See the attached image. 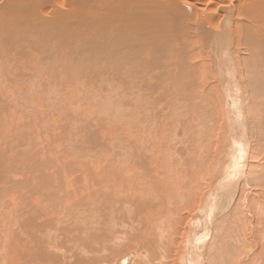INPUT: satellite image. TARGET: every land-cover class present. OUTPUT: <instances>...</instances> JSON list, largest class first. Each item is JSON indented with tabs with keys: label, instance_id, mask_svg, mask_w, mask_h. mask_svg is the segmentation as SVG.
Returning a JSON list of instances; mask_svg holds the SVG:
<instances>
[{
	"label": "bare ground",
	"instance_id": "obj_1",
	"mask_svg": "<svg viewBox=\"0 0 264 264\" xmlns=\"http://www.w3.org/2000/svg\"><path fill=\"white\" fill-rule=\"evenodd\" d=\"M46 38L48 40H46ZM62 50L66 52V55H64L63 58L61 57L60 54L63 52ZM55 51H59L60 54L59 58L55 57L57 54ZM49 56L51 57L50 59L48 58ZM34 57L36 59H39V61L36 60L38 64L40 62V59L41 60L48 59L50 61H46V62H49L50 64L53 63L60 65L72 64L73 70L76 64H80V65L121 64V66L123 64H126L123 65L124 72H122L125 75L123 78H126L124 84L128 82L129 86L134 88V86H132L131 83V80H133L135 82L133 83L136 84V88L139 91L138 95L142 96V98H139L141 99L142 103L140 104L142 105L137 104V106L138 105L139 106L136 108L137 120L140 121L141 125L143 122L146 123L147 131L150 132L153 131L155 133L159 132V134H161V131L159 130L157 131V129L162 128L163 120L156 117L157 116L162 117L163 115L162 110L164 109L168 110V112L166 113L169 114L168 118L170 119V121L168 122L170 123L171 126L168 130L171 132L169 134L171 136V134H174V132L180 131L179 128L181 127L179 125L181 124H179V118L188 117L190 119L189 121H193L191 122L193 125V130L188 131L189 136H187L186 131L183 129L185 132L184 139L186 140V142L188 141L189 144H194V149L191 151V155L188 156L189 158H187V160L184 161L177 160L178 164L174 166L171 164L172 165L171 166L170 163L168 164L165 163L164 159H162L163 161L156 160V158L153 155H156L157 152L156 151L152 152L153 145H150L148 146L150 149L146 148L144 150H140L141 152L139 151L140 154L137 156L138 159L132 158L131 160L132 163L130 162L131 164L128 165V169H129L128 172L130 174L126 176L128 182L124 184L121 181L114 182L111 181L110 179L105 178L107 179L105 180L107 182L106 185L105 182L103 184V181L98 182L99 179L96 180L97 178L96 175L94 173H91L92 176H95L94 178H92V180L96 182L94 185L96 186L98 185L97 187L103 190V191L101 190L103 193H100V191L96 189V192H99L98 194L100 196L99 198L105 197L106 195V200L104 201L107 208L104 210L105 211L107 210V212L97 215L99 216V218L94 214L93 211L94 209H92L93 211L92 214L95 216L93 218H89L92 216L88 209L86 210L87 213H85L86 216L83 215V213L81 215L79 213L80 209L77 208L79 206L75 207L76 210L73 209V206L70 207V211H68V209L66 210L65 207V203L67 202L66 200H69L71 196H69L61 186L60 176L59 177L57 176L59 180L54 179L53 181H51L48 177L46 178L42 176L41 177L37 176L39 180L35 182V178H34V181L31 182L33 184V188H35L33 190L37 191L39 197L38 212L40 215H38V213L35 211L37 213V216L50 218V216L47 217V214L48 215L51 214L52 204L56 205L57 203H59V205L61 206L60 208H62L64 214L61 216L59 215L61 211H59V213L57 212L58 215L53 222L42 221L38 223L36 218L35 220L36 222H33L34 224L31 223L32 226L29 223L31 221L32 216H30L29 218L27 217V219H25V222H23L22 224H18V222L12 220L16 215L14 217L11 216L13 218H11L10 221L8 220L7 223L8 226H10L9 229L10 230L14 229L15 231H13L12 233L11 244L13 246L10 247L11 248L10 252H13L17 258H20L22 256L27 258L26 260L21 262L20 259H17L15 256H13L12 257L14 258L13 260L17 261L16 264H44L46 263L47 260H51L48 259V256L49 258H53L50 257L51 255L50 250L52 248L62 249V246L64 247V249L66 248L65 251L61 252V254L64 255L62 259L66 262L65 258L68 257H66L65 254L69 253V251L72 250L70 247L67 246V244H71L73 241H74L73 245L83 242L82 243L83 247L81 245L80 246L84 248V252L88 253L91 248L88 246L87 241L89 242L90 240V242L91 241L94 242L95 238L97 239V236L95 235H93V237H90L93 234V232L94 231L96 232V230L98 229L100 231V226H101V230L104 229L103 231H105L106 229L103 226L107 225L109 227L111 223L113 225L117 220L118 222L122 223L123 227H125V225L127 226V230L129 231L128 232L125 230L127 235H129L130 231L135 230L136 227L138 228L140 227V229H142V231L144 232L142 239H144V237L146 236H151L153 240V237L156 236L157 239L160 240L159 243L160 245L168 244V242H170V239L168 241L166 237L168 236L167 234H169V231L172 229L171 227L174 226L176 219L180 220L181 222L182 220H184L183 215L186 210L189 211L190 208L192 207L194 208L195 206H197L196 204H198L199 206L200 202L198 201L199 199L197 200V196L201 190L200 180L205 178V174L207 171H210L208 169L207 164L210 161V159H212L213 157L214 158L218 157V154L222 151L221 148H223V156L222 158H220L219 164L220 167L222 166L221 167V171L223 175L222 180H217V182L213 186L212 192L209 193V195L205 194L206 198L204 197L205 195L202 197L204 198V203L202 202V204H200L202 205V208L199 211V215L197 216V219H194L195 221L192 222L193 226L197 227L205 223L207 227H211L210 223L214 221L213 217H215V211L217 212L220 211V213H222L223 211L227 210L226 208L227 206H225V204L227 205L228 202L231 201L230 199L231 195L237 189L239 182L241 183L242 180L245 186L246 185L250 186L252 179L250 180L248 177L251 176L250 175L248 176V174H246L245 176V172H244V168H246V166L244 165V154L247 144L245 142V134L243 128L244 125L246 126L247 123L245 124L246 121L244 120L242 113L243 110L242 98L244 95L245 103H246V111H248V113L251 114L250 116L253 120V123H256L255 126L257 128L260 127L261 129L260 125L262 124V127H264V0H0V61L1 60L5 61V59L11 58L12 61L16 59L17 62H19L20 60H24L22 64H27V63L37 64L36 61L35 62L33 61ZM191 62H196V63L193 64ZM3 64L1 63V66ZM234 64H237L240 67L239 69H241L240 78L242 79L243 83L238 79L236 75V69L234 68L235 66ZM2 67L1 69L4 68ZM76 68H78V66H76ZM87 70L88 72H86ZM87 70L85 68L83 69L82 66V70H78V72L80 71L79 73L81 74L79 76L85 77L84 75H87L88 73L91 72V69L90 72H89V68ZM61 71L63 70H61L60 67V72ZM67 71L70 70L67 68ZM77 73L75 75H77ZM17 76L20 77L18 74ZM104 76L106 75L104 74ZM23 78L25 79V75L23 76ZM106 78L108 79V77ZM12 80H14V77ZM103 80L101 81L102 85L99 87L97 86V89L95 90L96 94L99 92V89H100L99 93H101V90L104 88ZM16 81L17 79L15 80V82ZM210 81L212 82L209 83ZM21 82L23 83L22 75H21L20 83ZM207 82L209 84H206ZM242 84H244V86ZM115 85H113V88H115ZM117 85L121 87L120 83H118ZM30 86L31 85H29V87ZM80 86L82 87V85ZM1 87L2 89L0 88V90H3L4 89L3 85ZM87 90L89 91V89ZM116 92H120V91L118 90ZM109 93L107 94V99L110 100L111 94ZM56 95L54 96L56 97ZM92 96H93V92H92ZM101 96L102 94L99 97L101 98ZM217 98L220 100L218 101V105L220 102L222 108L223 106L225 107L226 119L227 121H229L230 130L228 135H226L227 137H225V141H224L225 145L218 143L217 145L212 146L211 145V143L213 142L212 133L216 132L215 128L217 127L216 124L218 122L217 117L212 114H207L205 112L199 115L197 110L203 107L205 103L212 102L211 107H213V102L217 103L215 101V99ZM109 100H103V101L109 103ZM125 100H127V98ZM128 100L130 102V99ZM103 106H106V104ZM108 106H111V104H108ZM75 107L74 110L77 111V108ZM122 109L123 111L128 110L124 108ZM107 111L108 112L105 111V114L108 115L109 119L111 117H114L115 112H113V110L108 109ZM194 111L196 112L194 113ZM99 114L100 113H98V115ZM119 114L120 113L118 114L116 113V117H118ZM98 115L97 118H99ZM121 116L118 118L120 119ZM232 117L235 118L236 121L238 120L240 121V126L239 125L236 126L235 124H233ZM101 119L102 118L96 120L101 121ZM109 119L107 122H110ZM91 120L92 119H90V121ZM258 120L261 122L260 125H258ZM107 122L104 121V123ZM152 123H155V126H152ZM158 123H161L160 128H157L159 127ZM201 124L202 126H200ZM97 125L99 126L100 124ZM97 125L94 129H97ZM94 129L92 130L95 131ZM89 130L88 132L90 134L91 131ZM211 130L212 133L211 135L208 136L207 133L211 132ZM256 130H257L256 128L255 129L253 128V131H255L256 133L255 134L256 137L253 136L252 141L256 142V145H258L257 149H259L261 147V143L259 139L263 141L264 136L259 137L258 132H256ZM113 132H116V130H113ZM95 134H97V131ZM206 135L209 137L208 140L204 139ZM236 135L237 137L235 138ZM91 136L90 137L92 139L95 138L94 135ZM142 137L143 136H140L138 138H142ZM98 138L99 137H97V139ZM179 142H180L179 139H175L173 143H179ZM263 144L264 142L262 143V147H264ZM253 145L255 146V143H253ZM176 146L178 145H175V151L177 152L178 156L185 155L184 149ZM124 151H125V154L123 153L124 156L128 157L131 151L130 152L129 150L128 151L124 150ZM257 151L255 152L259 154V151L258 152ZM209 153L211 155H209ZM258 156H260V154ZM2 157L4 158V156ZM186 157L187 156H185V158ZM126 162H128V160ZM211 162H213V160H211ZM216 164L219 165L218 163ZM68 166L70 167V164ZM123 167H124L123 170H125L126 164L125 166H121L120 168ZM260 167L263 168V166L261 165ZM76 168L77 170H80L82 172V175L86 173L85 171H87L86 174H88V170L91 171L88 166H82V167L76 166ZM95 168L94 171L96 170ZM107 168L108 165L104 166L102 171L106 173ZM256 168L255 166L254 168L250 167L251 170L252 169L256 170ZM256 171L258 172V170ZM122 172L120 171V173ZM124 172H126V170ZM39 174L41 175V173ZM254 174L255 171L254 173H251L252 176ZM102 175L99 176L102 177ZM254 177L255 179L263 178L264 180V168L263 171L262 169L261 171H259V175L256 176L255 174ZM118 178L117 180H120ZM263 180H261V182ZM136 183L137 184L140 183V184L137 185ZM213 183L214 182H212V184ZM258 183L256 185H258ZM104 187L105 188L107 187L108 190L105 191L103 189ZM6 189L7 188L5 187L4 190L0 191L1 194H4ZM46 189L50 190L49 194L47 191H45ZM79 189H81V187ZM116 190L119 193L121 192L122 194L121 193L119 194L118 192H116ZM6 192L8 193V191ZM262 192L263 191H261L260 193ZM35 193L34 194L31 193L33 194L32 196H36ZM64 195H68L69 197ZM91 197L93 198V195ZM26 198L25 200H28V198L27 199ZM34 198L32 200H34ZM202 198H200V200ZM21 199H23V197ZM85 199H87V197ZM83 201L86 202V200ZM112 204L116 206V209L110 208ZM22 205L20 209L23 208ZM86 205L84 206L87 207ZM74 206H76V204ZM96 207L97 206H95V208ZM55 210L58 211L57 208ZM96 210H98V207ZM111 213L114 214L112 215ZM71 214L73 218L70 216ZM233 215L231 217H233ZM83 216H85V218ZM95 218L98 219V222L100 220L101 221L99 223L96 221L97 222L96 223ZM82 219H84V221L86 222H83ZM228 219L231 220L232 218L229 217ZM62 224L63 225L66 224L65 225L66 227H63ZM170 224L171 226L167 232L165 228L167 229ZM98 225L100 226L98 227ZM108 227L107 230L110 229ZM145 228L147 230H144ZM203 228L205 229V227ZM68 229L70 230L66 232V230ZM172 230L175 231L177 229L176 228L174 229L173 227ZM1 233L2 230H0V235ZM98 235L100 237V234ZM103 235L107 236V234L105 233ZM67 237H69L71 241ZM203 237L204 236H202V234L199 233V235L196 236V238L194 237V239H190L191 242L189 241V244L191 245V248L189 250L184 248V250L185 249L187 250L185 253L187 259L185 260L187 261L186 263L202 264L203 261L200 263L199 261L201 260V251L204 248L202 241L205 237L204 238ZM6 241L7 240H5V242ZM147 242L148 244L150 243L149 239H147ZM73 245L70 246L73 247ZM95 246L96 245H94L93 248ZM158 246L159 245L156 246L155 249L156 251L157 248L160 250ZM5 247H6V243L1 247V249H3L2 250L3 253L0 251V264H4L3 263L5 259L4 252L6 251ZM166 247L167 246L163 248L167 250L168 248ZM235 247L236 246H234V249ZM165 249L163 252H165ZM77 250H79V248ZM161 250L163 249L161 248ZM161 250L160 252H158L160 255L163 253V252L161 253ZM19 252H21L20 257H18ZM231 253L232 251L230 252V254ZM55 255L56 254L54 253V256ZM74 255L76 256V253ZM156 255H157L156 253L154 254V256L153 254L151 255L152 260L149 259L150 260L149 264L167 263L166 258L168 256L164 258L165 254H162L161 256L155 258ZM166 255H168V250L166 251ZM176 255L178 256V254ZM44 256L47 257V259L46 258L44 259ZM77 256L76 259L81 255H79L78 257ZM86 256L87 254L83 255V257L78 258V260H80V262H83V260L85 259L87 260V258L90 257V256L88 257ZM134 257L135 256L133 254L128 264H131ZM74 258L72 257L71 260H73ZM178 258L179 256L177 257V259ZM62 259L58 260L57 258V261L60 260L63 261ZM145 259H147V257ZM181 259H185V258H183L182 256ZM260 259L262 258L260 257ZM214 261L217 263L216 259ZM212 263L213 262L211 261V264ZM225 263L227 262L225 261L224 264Z\"/></svg>",
	"mask_w": 264,
	"mask_h": 264
},
{
	"label": "rangeland",
	"instance_id": "obj_2",
	"mask_svg": "<svg viewBox=\"0 0 264 264\" xmlns=\"http://www.w3.org/2000/svg\"><path fill=\"white\" fill-rule=\"evenodd\" d=\"M46 40H48V39L46 38ZM62 51H63L62 53L65 52L64 50H62ZM55 52L57 53L55 56L57 58H59L60 54H61L62 58L64 57V55H66V52L64 54H62V53L59 54V51H55ZM36 54H38V53H36ZM50 55H52V54H50ZM48 58L50 59L51 57L49 56ZM36 60L39 61V59H36L34 57L33 61L35 62ZM46 61H50V60H48V59H46V60L42 59L41 60L40 59L39 64L37 62V64L31 63L32 65L28 64V63L22 64L24 62V60H20L19 62H17V60L15 59L12 61L11 58L10 59L7 58V59H5V61H2V60L0 61V82H1L0 88L2 89V87H1L2 85L4 88L3 89L4 91L0 90V99H1V101H0V105H1L0 106V156H1L0 157V165H1L0 166V191L4 190L5 187L7 188L6 191H8V193L5 191L4 194H1V192H0V201H1L0 202V230H2V233L0 235V246L2 247V245H4L6 243V247H5L6 251L4 250L5 251L4 252L5 253L4 254L5 259L3 261L4 264H16V262H17L16 260H13L14 258H12L13 256H15L14 253L10 252L11 251L10 247L13 246L11 244L12 243V233L15 230L9 229L10 226H8V223H7L8 220L10 221V219L16 215L12 220L18 222V224H22L23 222H25V219H27V217L29 218L30 216H32L31 221L29 222L30 224L31 223L34 224L33 222H36L35 221L36 218H37L38 223L42 222V221L53 222L54 219L57 217L59 211H61V213L59 215L62 216L64 214V212L62 211V208H60L61 206L59 205V203H57L56 205L52 204V212H51V214L49 213L50 215L47 214V217L50 216V218H44V217H38L37 216V213H38V215H40L38 212L39 197H38L37 191L33 190L35 188H33V184L31 183L32 181H34V178H35V182H37V180H39L38 177H41V176L46 177V178L48 177L51 181H53L54 179L59 180L57 178V176L58 177L60 176L61 186L63 187L64 191L69 196H71L70 199L68 198L69 200H66L67 201L65 203L66 210L68 209V211H70L71 206H73V209L76 210L75 207L79 206L77 208L80 209L79 213L81 215L83 213V215L86 216L85 213H87L86 210L88 209L91 213V216H92L89 218H93V217H95L92 214L93 211H94V214L97 216L99 214L106 213L107 210L105 211L104 209H106L107 207H106L105 201H104V200H106V195H105V197L99 198L100 197L98 195L99 192H96V189H98L100 191V193H103L102 192L103 190L98 188L97 187L98 185L97 186L94 185L96 182H94L92 180V178H94L95 176H92L91 173H94L96 175V177H97L96 180L99 179L98 182L103 181V184L105 182V184L107 185V182L105 181L107 179H110L111 181H114V182L121 181L124 184V183L128 182V179H126V176L130 174L128 172L129 171L128 165H130L132 163L131 162L132 158L138 159L137 156L140 154V152H141L140 150H144L146 148H149L148 146L153 145L152 152L156 151L157 153H156V155H153V154L152 155L156 158V160L163 161L162 159H164L165 163H167V164L170 163V165L172 164L174 166V165L178 164L177 160H179V161L187 160V158H189L188 156L191 155V151L194 149V144H189V142L188 141L186 142V140L184 139L185 138L184 130L186 131L187 136H189L188 131L193 130V125L191 123L193 121H189L190 119L188 117L179 118V124H181L179 126L182 129L179 128L180 131L174 132V134H171V136L169 135L171 132L168 130L171 126L170 123L168 122V121H170V119L168 118L169 114L166 113V112H168V110H165V109L162 110V112H163L162 117H159V116L156 117V118H160L163 120L162 128H160L161 123H158L159 127H157V128H160V129H157V131L158 130L161 131V134H159V132L155 133L153 131H151V132L147 131L145 122H143L141 125L140 121H138L136 118L137 117L136 116V108L139 105H142V104H140V103H142L141 99H139V98H142V96L138 95L139 91L136 88V84H134L135 82L133 80H131V83H132V86H134V88L129 86L128 82L126 84H124L126 78H123L125 75L122 72H124L123 65H126V64H123L122 66H121V64H116V65L115 64L114 65L113 64H86V65L76 64V66H78V68H76V66H75L74 70H73L72 64H69V65L68 64H61L60 65V64H54L53 62H52L53 64H50L49 62H46ZM14 62H15V65H17V64L19 65V63H20L19 66L17 65L18 68H17V66L14 65ZM1 63L2 64L4 63L2 65L4 68L1 66ZM191 63L195 64L196 62H191ZM193 64H191V65H193ZM12 65H14V66H12ZM37 65H38V67H37ZM234 65H235L234 68L236 69V75H237L238 79L243 83L242 79L240 78L241 69H239L240 67L237 64H234ZM9 66H11L12 68ZM82 66H83V69L85 68L86 70L89 68V72L91 69L90 73H88L87 75H84L85 77L79 76L81 74L79 73L80 71L78 72V70H82ZM87 66H89V67H87ZM90 66H91V68H90ZM1 67L3 69H1ZM60 67H61V70H63L61 72H60ZM67 68L70 71H67ZM9 69H11V70H9ZM52 69H54V70H52ZM124 69H125V66H124ZM83 71H85V70H83ZM70 72H72V73H70ZM86 72H88V70ZM76 73H77V75H75ZM114 73H116V74H114ZM17 74L20 77H18ZM64 74H65V77H64ZM104 74L106 76H104ZM21 75H22V80H23V83L21 82L22 84L20 83ZM24 75H25V79L23 78ZM109 75H111V76H109ZM13 77H14V80H12ZM99 77H101V78H99ZM106 77H108V79ZM16 79H17V81L15 82ZM18 79H19V81H18ZM79 79L81 81L82 80L83 81L81 82ZM32 80H33V82H32ZM102 80L104 82V88H103L104 90L102 89L101 93H99L100 92V89H99V92H98L99 94L98 93L96 94L95 90L97 89V86L99 87L102 85V82H101ZM207 81H209V80H207ZM75 82H77V83H75ZM78 82H79V84H78ZM211 82L212 81H210L209 83H211ZM16 83H18V84H16ZM118 83H120L121 87L119 85H117ZM209 83L207 82L206 84H209ZM14 84H16V85H14ZM84 84H85V86H84ZM26 85H28V86H26ZM29 85H31V86L29 87ZM80 85H82V87ZM113 85H115V88H113ZM242 85L244 86V84H242ZM26 87L28 88V90ZM44 87H45V89H44ZM63 87H65V88H63ZM75 87H76V89H79V90H76ZM116 87H117V89H116ZM87 89H89V91ZM118 90L120 92H116ZM78 91H80V92H78ZM91 91L93 92V96H92ZM9 92L10 93L13 92V93L10 94ZM53 92L54 93L58 92V93H56L58 95L54 94ZM61 93H63V94H61ZM108 93L111 94L110 100L107 99ZM51 94H52V96H51ZM101 94H102V96L100 98L99 96ZM54 95H56V97ZM88 95H90L91 97ZM12 96L14 99L12 98ZM125 97L127 98V100H125L126 99ZM128 99H130V102ZM91 100L93 101V103ZM103 100H109V103L106 101H105L106 102L105 103ZM215 101L217 103L213 102V107H211L212 102L210 99L211 103H205L203 105V107H201L197 111H198L199 115H201L203 112H205L207 114H212V115L217 117L218 122L216 124L217 127L215 128L216 132L212 133V130H211V132H208L207 134L209 136L212 133V137H213V142L211 143L212 146L217 145L218 143L225 145L224 144L225 137H227L226 135H228L229 130H230L229 121H227V119H226L225 107L223 106V108H222V106L220 105V102L218 105V101H220L218 98L215 99ZM90 103H92V104H90ZM104 103L106 104V106H103V105H105ZM108 104H111V106H108ZM137 104H139V105L137 106ZM73 106L74 107L76 106L75 108H77V111L74 110ZM94 106L96 107V110H95ZM242 106H243L242 107L243 117H244V120L246 121L245 124L247 123L246 124L247 127L244 125V128H243L244 134H245V142L247 144V147H246L247 150L245 149V154H244V165L246 166V168H244V172H245V176H246V174H248V176L249 175L251 176V177H248L250 180L252 179L251 184H250V186L249 185L245 186V184L243 183L242 180H241L242 184L239 182L237 189L231 195V198H230L231 201H229L230 203L228 202L227 205L225 204V206H227L226 207L227 210L223 211L222 213H220V211H218V212L215 211V217H213L214 221H212V223H210L211 227H207V225H205V223L195 227V226H193L192 222L195 221L194 219H197V216L199 215V211L202 208V205H200V204H202V202L204 203V198H202V197L205 194L209 195V193L212 192L213 186L215 185L217 180H222V176H223L222 171H221L222 166L220 167L219 160L223 156V148H221L222 151L218 154L217 158L213 157L212 159H210V161L207 164L208 169L210 171H207L205 174V178L200 180L201 181V190L199 193L200 194L202 193V194L200 195L198 193V196H197V200L199 199L198 201L200 202L199 203L200 207L198 206V204H196L197 206H195L194 208L193 207L190 208L189 211L188 210H186L185 212L183 211L184 212V215H183L184 220H182L181 222H180V220L176 219V222L174 223L173 227H174V229L176 228L177 230L173 231L172 230L173 227H171L172 231L170 230L169 234L172 236L167 234L168 236L166 237L168 241L170 239V242H168V244H170V245H168V244L160 245L159 244L160 240H158L156 236L153 237V240H152L151 236L144 237L145 240L142 239L144 232L142 231V229H140V227L139 228L136 227L135 230H132L133 232L130 231L129 235H127L126 234V231H128L127 226L125 225V227H123L122 223L118 222V220H117V221H115V224L112 225V223H111L109 227L107 225L103 226L106 230H107V227L110 228L107 230L108 233L106 232V230L103 231L104 229L101 230V226L98 225V227L100 226L101 232L98 229V230H96V232L94 231L93 234L90 236V237H93V235H95V236H97V239L95 238L96 241L94 240V242L93 241L90 242V240H89V242L87 241L88 246L91 248L90 251L88 250L89 251L88 253L84 252V248H82L83 242L73 245L74 244V241H73L71 244H67V246L70 247L72 250H70L69 253L65 254V256L68 257V258H65L66 262L62 259L64 257V255L61 254V252L65 251L66 248L64 249V247L62 246V249L52 248L50 250L51 252L49 251L51 253V255L50 254H48V255H50V257H53V258H49V256H48V259H51V260H47L46 263H44V262L43 263L44 264H56V263L57 264H116V261L120 257H122L123 255L128 254V253H133L135 256L133 259L134 264H136V263L137 264H145V263L149 264L150 263L149 259L152 260L151 255L153 254V256H154V254L156 253L157 255L155 258L161 256L162 254H165L164 258H166L168 256L166 258V260H167L166 264H180V263L182 264L183 261L187 260L186 255H185L186 251L191 248V245L189 244L190 239H194V237L196 238V236H198L200 233L205 238L203 237L204 239L202 241L203 242L202 244L204 245V248L201 251V260L199 261V263L203 261L202 264H204V263L211 264V261H212L214 264H218V263L224 264V262L226 261L227 263H225V264H254V263L255 264L256 263L257 264L258 263L264 264V240H263L264 239V198H263L264 197V180H263V178L262 179L261 178L255 179V177H254L255 174H256V176L259 175V171H261V169L263 171V168H264V165H263L264 164V159H263L264 158V155H263L264 147H262V143L264 142V140L261 141L259 139V141L261 143L260 148H262V149H260V148L259 149L262 153L259 151V149H257L258 145H256V142L252 141L253 136L256 137V135H255L256 133H255V131H253V128L257 129L256 132H258L259 137H263L264 136V133H263L264 127H262V124L259 120H258V125L261 124L260 125L261 129H260V127L257 128L255 126L256 123H253V120L250 116L251 114L248 113V111H246V103H245V96L244 95L242 98ZM71 107H72V109H71ZM121 107L124 109H128L129 111L128 110H126L127 112L123 111V109ZM97 109H100V110H97ZM108 109H111V110H113V112H115L114 117H111L110 119H109L108 115L105 114V111L108 112L107 111ZM102 111H104V112H102ZM207 111H210V112H207ZM195 112L196 111H194V113ZM98 113H100L99 115L102 114L101 116H104L107 119L99 116ZM116 113L117 114L120 113L119 116L118 115L117 116L120 117L121 115H123V116H121V118L124 117L125 119L124 118L119 119L118 117H116ZM96 114L98 115L99 118H102L101 121H98L99 118H97ZM103 114H105V115H103ZM90 119H92V120L90 121ZM96 119H98V120H96ZM108 119L110 122H107ZM232 119H233V124H235L236 126H238V125L240 126L239 120H238L239 121L238 122L235 120V118L232 117ZM104 121L107 123H104ZM93 123H94V126H93ZM97 124H100V125L98 126ZM96 125H97V129H94L96 127ZM136 126H138V127H136ZM152 126H155V123H152ZM200 126H202V124ZM87 129L88 130L90 129L89 131H91V132L93 131L92 129H94L95 131H93L94 133L92 132L93 134L91 132L89 134ZM226 129H227V131H226ZM109 130H110V132H109ZM113 130H116V132H113ZM96 131H97V134H95ZM260 131L262 132V134ZM144 132H145V134H144ZM91 135H94L96 139L95 138L92 139ZM148 135H149V137H148ZM178 135H180V136H178ZM140 136H143V137L138 138ZM169 136L172 138H170ZM208 136L206 135L204 137V139L208 140L209 139ZM97 137H99L100 139L99 138L97 139ZM236 137H237V135L235 136V138ZM174 138L179 139L180 142L179 143H173L175 140ZM221 139H223V140H221ZM138 140H140V141H138ZM189 141H190V139H189ZM253 143H255V146L253 145ZM175 145H178L176 147L183 148L185 151V155L178 156L177 152L175 151ZM100 146H101V148H100ZM263 146H264V144H263ZM122 149H123V151L124 150H127V151L129 150V152L131 151L130 154L128 155V157L124 156L125 151L123 152ZM257 150L259 151L260 156H258L259 154L255 152ZM209 155H211V154L209 153ZM2 156H4V158ZM122 156H123V158H122ZM161 156H163V157L165 156V157L163 158ZM185 156H187V157L185 158ZM255 156H257V157H255ZM160 157H161V159H160ZM124 158L127 159L128 162H126L127 160H125ZM180 158H182V159H180ZM217 159H218V162H217ZM139 160H140V158H139ZM211 160H213V162H211ZM214 161H216V162H214ZM173 162H174V164H173ZM216 163H218L219 165H217ZM69 164H70V167L68 166ZM125 164H126V169H125L126 172H124L125 170H123L124 167L120 168L121 166H125ZM249 164H250V166H249ZM106 165H108V168L106 169V173H105L102 171V169ZM260 165L263 166V168L260 167ZM76 166L77 167L88 166L91 171H89L88 170L89 168H88L87 170H88L89 175L86 174L87 171H85L86 173L84 175H82V172L80 170H77ZM254 166H255V168L257 167L256 170H258V172L255 169L254 170L250 169V167L254 168ZM95 167H97V168H95ZM94 168L96 169L95 171H94ZM97 170H99V171H97ZM115 171H117V172H115ZM120 171L121 172L123 171V172L120 173ZM254 171H255V174L252 176L251 173H254ZM39 173H41V175ZM99 175H102V177ZM85 177H87V178H85ZM105 178H107V179H105ZM117 178L120 180H117ZM89 180H91V181H89ZM256 180H258V181H256ZM261 180H263V181L261 182ZM212 182H214V183L212 184ZM227 182H228V180H227ZM57 183H58V181H57ZM257 183H258V185H256ZM139 184L140 183H138L137 185H139ZM210 184H212V185H210ZM254 185H256V186H254ZM78 187L79 188L81 187V189H79ZM261 187L263 188V190ZM106 188L104 187L103 189L106 191V190H108V188L107 189ZM48 190L49 189H46L45 191H47L49 194L50 190L49 191ZM82 190H84V191H82ZM261 191H263L262 192L263 194L260 193ZM86 192H88V193H86ZM116 192H118V191L116 190ZM31 193H33V194L35 193L36 196H32L33 194H31ZM20 194H21V196H20ZM68 195H64V196L69 197ZM89 195H90V197H89ZM92 195H93V198L91 197ZM199 195H200V197H199ZM206 195L204 196L205 198H206ZM235 196H236V199H235ZM22 197H23V199H21ZM26 197L28 198V200H25ZM86 197H87V199H85ZM33 198H34V200H32ZM200 198H202L201 199L202 201L200 200ZM74 199L77 201H75ZM2 200H4V201H2ZM83 200H86V202ZM197 200H196V202H197ZM220 200H221V198H220ZM78 201L79 202L81 201V202L79 203ZM82 202H85V203H82ZM232 202H234V203H232ZM74 203L76 204V206H74L75 205ZM19 204H21V205L23 204L22 209H20L21 205H19ZM92 204L94 207L92 206ZM82 205L83 206L86 205L87 207H85V206L83 207ZM95 206L98 207V210H96L97 207L95 208ZM114 206L115 205L112 204V206H110V208L116 209V206L115 207ZM30 208H32V209H30ZM56 208L58 209V211L55 210ZM197 208H198V210H197ZM92 209H94V210L92 211ZM80 211H82V212H80ZM111 214L113 215L114 213H111ZM229 214H231V215H229ZM221 215H223V216H221ZM232 215H233V217H231ZM11 216H13V217H11ZM70 216L73 218L72 214ZM85 216H83V217L85 218ZM97 217L99 218V216H97ZM186 217H187V219H186ZM229 217L232 219L231 220L228 219ZM89 218H87V219H89ZM96 218H95V222L96 221L98 222V219H96ZM188 219H189V221H188ZM82 221L86 222V221H84V219H82ZM215 222H216V224H215ZM32 224H31V226H32ZM142 224H143V222H142ZM65 225L62 224L63 227H66ZM170 226H171V224L169 225V227L167 229L165 228V230L167 232H168V229L170 228ZM198 227L201 229V231ZM203 227H205V229ZM119 228H121V229H119ZM206 228H207V230H206ZM69 230L70 229L66 230V232H68ZM144 230H147V229L145 228ZM203 230H204V233H203ZM121 231H122V234H121ZM188 231H189V234H188ZM104 233L107 234V236L103 235ZM66 234H68V233H66ZM98 234H100V237ZM130 234H131V236H130ZM3 235H5L6 237ZM146 235H147V233H146ZM169 237H171V238H169ZM67 238L71 241V239L69 237H67ZM140 238H141V240H140ZM147 239H149V241H150L149 244L147 242ZM5 240H7V241L5 242ZM100 241L102 242V244ZM1 242H2V244H1ZM200 242H201V240H200ZM230 242L233 246L230 244ZM92 243H93V246L96 245L94 248L92 246ZM146 244H147V246H146ZM70 245L71 246L73 245V247H71ZM157 245H159L158 247L160 248V250H161V248L163 249V250H161V253L165 249L163 247L167 246L166 248H168L167 249L168 255H166V251H167L166 249H165V252H163L160 255L158 253V252H160V250L158 248H157V251L155 250ZM234 246H236L235 249H234ZM1 247H0V251L3 253V251H2L3 249H1ZM75 248H77V249L79 248V250L80 251L82 250V251L80 252L79 250H77ZM184 248H186L187 250L186 249L184 250ZM72 251H74V252H72ZM175 251H176V253H175ZM231 251H232V253L230 254ZM221 252H222V254H221ZM54 253L56 254L55 256H54ZM75 253H76V256L80 253L79 254V255H81L80 257H83V255H86V254H87L86 257H88V256H90V257H88L87 260L85 259L86 261L83 260V262H80V260H78V258H80V257H78L79 255L77 256L78 258L76 259V256L74 255ZM90 254H92V255H90ZM176 254H178V256H179L178 259H177L178 256ZM20 255H21V252H19L18 257H20ZM71 255H73V256H71ZM74 256H75V258H74ZM171 256H173V257H171ZM182 256L185 259H181ZM224 256H226V257H224ZM56 257L58 258V260L62 259L63 261H61V260L57 261ZM69 257H71V258H69ZM72 257L74 258L73 260H71ZM146 257L148 260L145 259ZM260 257L262 259H260ZM45 258L47 259V257L44 256V259ZM54 258H55V260H54ZM17 259H20V261L23 262L27 258L22 256V257L17 258ZM215 259L217 260V263L214 261ZM133 261L131 262V264H133ZM180 261H182V262H180ZM186 262L187 261L183 262V264H189Z\"/></svg>",
	"mask_w": 264,
	"mask_h": 264
},
{
	"label": "water",
	"instance_id": "obj_3",
	"mask_svg": "<svg viewBox=\"0 0 264 264\" xmlns=\"http://www.w3.org/2000/svg\"><path fill=\"white\" fill-rule=\"evenodd\" d=\"M133 254L128 253L124 256H122L120 259L117 260L116 264H128L130 262V259L132 258Z\"/></svg>",
	"mask_w": 264,
	"mask_h": 264
}]
</instances>
